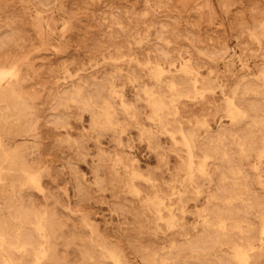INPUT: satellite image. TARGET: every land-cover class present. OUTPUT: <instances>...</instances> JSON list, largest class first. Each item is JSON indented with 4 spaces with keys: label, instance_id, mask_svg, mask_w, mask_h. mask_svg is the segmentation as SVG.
<instances>
[{
    "label": "rangeland",
    "instance_id": "obj_1",
    "mask_svg": "<svg viewBox=\"0 0 264 264\" xmlns=\"http://www.w3.org/2000/svg\"><path fill=\"white\" fill-rule=\"evenodd\" d=\"M0 159V264H264V0H0Z\"/></svg>",
    "mask_w": 264,
    "mask_h": 264
},
{
    "label": "bare ground",
    "instance_id": "obj_2",
    "mask_svg": "<svg viewBox=\"0 0 264 264\" xmlns=\"http://www.w3.org/2000/svg\"><path fill=\"white\" fill-rule=\"evenodd\" d=\"M9 80H10V79H9ZM11 84H13V82H12ZM176 85H177V84H176ZM6 89H7V88H6ZM8 91H9V89H8ZM2 93H3V92H2ZM4 93H5V92H4ZM7 94H9V93H7ZM9 95H10V94H9ZM7 96H8V95H7ZM7 96H6V97H7ZM8 97H10V96H8ZM8 97H7V98H8ZM157 98H158V97H157ZM231 99H232V98H231ZM93 104H94V103H93ZM235 104H236V103H235ZM236 106H239V105L237 104ZM239 108H241V107H239ZM241 109H242V108H241ZM246 112H247V111H246ZM186 136H187V135H186ZM2 143H3V142H2ZM3 144H4V143H3ZM191 147H192V146H191ZM3 155H4V154H3ZM0 160H1V159H0ZM0 162H1V161H0ZM2 163H3V161L1 162V164H2ZM1 164H0V165H1ZM14 165H15V164H14ZM13 167H14V166H13ZM16 167H17V166H16ZM24 175H25V174H24ZM14 181H15V180H14ZM22 184H23V183L21 182V185H22ZM9 191H10V190H9ZM4 192H5V191H4ZM239 195H240V194H239ZM11 198H13V197H11ZM154 198H155V197H154ZM8 199H9V198H8ZM152 199H153V197H152ZM168 201H169V200H168ZM10 202H11V200H10ZM168 204H169V203H168ZM174 204H175V203H174ZM170 205H172V204H170ZM184 205H185V203H184ZM175 206H176V205H175ZM181 208H182V207H181ZM185 208H186V207H185ZM231 210H232V209H230V211H231ZM162 211H164V209H163ZM164 214H165V213H164ZM166 215H168V214H165V218H166ZM22 216H23V215H22ZM20 217H21V216H20ZM230 217H231V216H230ZM235 217H236V216H235ZM167 218H168V216H167ZM232 218H233V217H232ZM23 219H24V218H23ZM210 219H211V218H210ZM210 219H209V221H210ZM224 219H225V218H224ZM226 219H227V217H226ZM181 220H182V219H181ZM230 220H231V219H230ZM235 220H237V219H235ZM237 221H238V220H237ZM240 221H242V220H240ZM244 222H245V221H244ZM263 222H264V221H263ZM4 223H5V222H4ZM218 223H219V222H218ZM7 224H8V223H7ZM29 224H30V223H29ZM33 224H34V223H33ZM62 224H63V223H62ZM211 224H212V222H211ZM215 224H216V223H215ZM231 224H232V225H230V226H233L234 222L231 223ZM3 225H4V224H3ZM9 225H10V224H9ZM212 225H213V224H212ZM38 226H39L41 229L43 228V224H42V223H39ZM210 226H211V225H210ZM10 227H11V226H9V229H10ZM4 228H5V227H3V231H4ZM6 228H7V227H6ZM13 229H14V228H13ZM13 229H11V230H13ZM49 230H50V229H49ZM217 230H218V229H217ZM1 231H2V229H1ZM227 231H228V230H227ZM229 231H230V230H229ZM243 231H245V230H243ZM23 232H24V231H23ZM216 232H217V231H216ZM247 232H248V231H247ZM250 232H251V231H250ZM0 233H1V232H0ZM34 233H35V232H34ZM178 233H180V232H178ZM238 233H239V232H238ZM2 234H3V233H2ZM2 234H1V235H2ZM7 234H9V233H7ZM26 234H27V235H28V234L30 235V233H26ZM35 234H36V233H35ZM49 234H50V233H49ZM175 234H176V233H175ZM175 234H174V235H175ZM184 234H187V233H184ZM208 234H211V233H208ZM223 234H224V233H223ZM225 234H226V233H225ZM227 234H229V233H227ZM3 235H4V234H3ZM3 235H2V236H3ZM24 235H25V234H24ZM31 235H32V234H31ZM33 235H34V234H33ZM164 235H165V234H164ZM172 235H173V234H172ZM4 236H5V235H4ZM9 236H11V235H9ZM19 236H20V234H19ZM22 236H23V235H22ZM25 236H26V235H25ZM25 236L22 237V240H23V238H24V240H25V238L28 237V236H26V237H25ZM35 236H36V235H35ZM35 236H34V237H35ZM52 236H53V235H52ZM206 236H207V235H206ZM222 236H223V235H222ZM13 237H14V236H13ZM30 237H31V236H30ZM30 237H29V238H30ZM172 237H173V236H172ZM214 237H215V236H214ZM214 237H213V238H214ZM229 237H230V236H229ZM7 238H8V237L6 236V239H7ZM164 238H165V237H164ZM173 238H174V237H173ZM173 238H171V239H173ZM204 238H205V237H204ZM204 238H203V239H204ZM208 238H209V237H208ZM213 238H212V239H213ZM51 239H52V237H51ZM177 239H180V238L178 237ZM203 239H202V240H203ZM224 239H225V238H224ZM224 239H223V240H224ZM229 239H230V238H229ZM247 239H249V238H247ZM22 240H20V241L22 242ZM24 240H23V241H24ZM28 240H30V239H28ZM35 240H36V239H35ZM169 240H170V239H169ZM182 240H184V239H182ZM187 240H188V239H187ZM187 240H186V241H187ZM190 240H191V239H190ZM213 240H214V239H213ZM223 240H222V241H223ZM225 240H226V239H225ZM241 240H242V239H241ZM8 241H10V240L8 239ZM11 241H12V240H11ZM14 241H15V239H14ZM30 241H31V240H30ZM30 241H29V242H30ZM38 241L40 242L39 238H38V240L36 241L37 244H39ZM165 241H166V240H165ZM172 241H173V240H172ZM172 241H171V242H172ZM174 241H175V239H174ZM176 241H177V240H176ZM207 241H208V240H207ZM214 241H215V240H214ZM217 241H218V240H217ZM222 241H220V242H222ZM226 241H227V240H226ZM226 241H225V242H226ZM228 241H229V240H228ZM228 241H227V243H229ZM245 241H246V239H245ZM245 241H244V242H245ZM31 242H33V241H31ZM36 242H35V243H36ZM101 242H102V241H101ZM101 242H100V243H101ZM168 242H170V241H168ZM179 242H180V241H179ZM195 242H196V240H195ZM199 242H200V241H199ZM209 242H210V241H209ZM218 242H219V241H218ZM230 242H231V239H230ZM247 242H248V241H247ZM249 242H250V241H249ZM14 243H15V242H14ZM24 243H26V241H25ZM27 243H28V242H27ZM27 243H26V244H27ZM35 243H33V244H35ZM98 243H99V242H98ZM176 243L178 244V241H177ZM183 243H185V241H184ZM186 243H187V242H186ZM190 243H191V242H190ZM193 243H194V242H193ZM204 243H205V242H204ZM212 243H213V242H212ZM215 243H217V242H215ZM240 243H241V242H240ZM240 243H237V242H236L237 245H239ZM29 244H32V243H29ZM42 244H43V243H42ZM95 244H96V243H95ZM101 244H104V243H101ZM208 244H209V243H208ZM222 244H223V243H222ZM231 244H233V243L231 242ZM244 244H245V243H244ZM244 244H243V245H244ZM21 245H22V243H21ZM195 245H196V243H195ZM199 245H200V244H199ZM213 245H214V244H213ZM225 245H226V244H225ZM229 245H230V244H229ZM245 245H246V244H245ZM102 246H103V245H102ZM210 246H211V243H210ZM230 246H231V245H230ZM240 246H241V245H240ZM253 246H254V245H253ZM19 247H21V246H19ZM36 247H37V245H36ZM176 247H177V245H176ZM200 247H201V246H200ZM208 247H209V246H208ZM247 247H248V246H246V248H247ZM6 248H7V247H6ZM107 249H108V248H107ZM109 249H110V248H109ZM5 250H6V249H5ZM33 250H34V249H33ZM51 250H52V249H51ZM250 251H251V250H250ZM50 253H51V252H50ZM50 255H52V254H50ZM152 255H154V254H152ZM157 255H158V253H157ZM243 256H244V255H243ZM246 256H247V255H246ZM246 256H245V257H246ZM150 257H152V256H150ZM0 258L2 259V257H0ZM9 258H10V257H9ZM157 259H158V257H157ZM160 259H161V258H160ZM162 259H163V258H162ZM173 259H174V258H173ZM176 259H177V258H176ZM168 260H169V258H168ZM174 260H175V259H174ZM246 260H247V259H246ZM155 261H156V260H155ZM244 261H245V260H244ZM247 261H248V260H247ZM242 262H243V261H242ZM154 263H155V262H154ZM123 264H124V263H123ZM151 264H153L152 261H151ZM243 264H244V263H243Z\"/></svg>",
    "mask_w": 264,
    "mask_h": 264
}]
</instances>
